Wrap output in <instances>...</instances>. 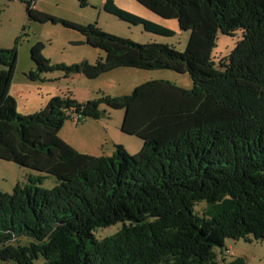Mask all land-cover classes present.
I'll list each match as a JSON object with an SVG mask.
<instances>
[{"label":"trees","instance_id":"obj_1","mask_svg":"<svg viewBox=\"0 0 264 264\" xmlns=\"http://www.w3.org/2000/svg\"><path fill=\"white\" fill-rule=\"evenodd\" d=\"M26 5L28 20L62 24L81 33L105 58L96 64L52 65L39 43L31 48L38 74L64 71L88 80L116 69L189 74L192 88L146 82L133 94L88 105L53 97L34 115L17 111L11 88L19 52L0 49V159L56 178L54 189L17 185L0 192V262L15 264H218L228 239L264 242V0H135L191 32L185 52L165 44H135L97 25H78ZM82 7L86 0H78ZM106 13L146 32H173L120 10ZM232 54L216 62L218 35L234 37ZM124 111L121 132L143 141L130 155L79 152L60 132L68 118L99 120L100 106ZM205 202L210 219L194 213ZM121 226L102 240L96 233ZM27 240L23 245L21 241ZM230 264H243L236 260Z\"/></svg>","mask_w":264,"mask_h":264},{"label":"rangeland","instance_id":"obj_2","mask_svg":"<svg viewBox=\"0 0 264 264\" xmlns=\"http://www.w3.org/2000/svg\"><path fill=\"white\" fill-rule=\"evenodd\" d=\"M87 6L82 7L78 0H36L34 8L45 14L54 16L58 20H66L78 25H97L105 33L129 40L135 44H165L174 46L181 53L186 51L191 32L180 30L177 20L165 19L153 14L150 10L135 2V0H113L122 11L150 21V23L164 27L173 32V36L165 37L150 34L142 26H135L120 18L105 12L104 4L108 0H86ZM242 38L240 32L234 37L219 34L213 58L216 62L225 61ZM81 33L66 28L62 24L38 23L28 20L26 5L21 2L0 0V49H13L18 46L19 62L13 80L11 97L17 103V111L25 116L34 115L44 109L53 98L69 97L78 104L88 105L101 97H123L133 94L134 90L146 83L163 80L191 89L193 80L189 74H179L173 71H144L122 68L113 70L96 80H88L85 76L75 75L67 77L64 71L54 70L47 74H38L34 80L30 79L37 69L31 59V48L42 43L43 56L52 65L74 66L88 61L96 64L105 58L100 49H94L84 43ZM4 67L0 66V72ZM124 111H117L104 105L100 106V119H86L83 117L76 124L73 118H68L60 137L74 149L91 152L96 149L101 157H111L112 142L123 143L130 155L137 154L142 148L143 141L121 132ZM68 141V142H67ZM99 151V152H98ZM85 153V152H83ZM96 156V157H100ZM31 179H40L38 187L45 190L54 189L60 182L53 176L38 173L32 169L10 163L0 159V192L10 195L17 185L22 187L31 185ZM215 211L214 206L200 202L194 206V213L205 219H210ZM121 226L99 230L96 233L102 240L116 234ZM23 245L27 240L21 241ZM218 264H230L242 260L243 264H264V242L253 237L239 240L228 239L225 248L215 249ZM40 259L36 264H42ZM0 264H15L0 262Z\"/></svg>","mask_w":264,"mask_h":264},{"label":"crops","instance_id":"obj_3","mask_svg":"<svg viewBox=\"0 0 264 264\" xmlns=\"http://www.w3.org/2000/svg\"><path fill=\"white\" fill-rule=\"evenodd\" d=\"M80 76H82V75H80ZM186 89V88H185ZM11 90H12V88H11ZM10 95H11V93H10ZM68 142V141H67ZM116 145H121V146H123L124 148H127L126 147V145L124 144V142L123 143H116V142H112V149L110 150V153H114V151H115V148H114V146H116ZM72 147V146H71ZM140 150H141V148H140ZM139 150V151H140ZM78 151V150H77ZM82 151V153L83 152H85V154L86 155H91V156H100L99 154H97V150L96 149H94V150H92L91 152H87V151H85V150H81ZM99 152V151H98ZM136 153H138V152H136ZM101 157V156H100Z\"/></svg>","mask_w":264,"mask_h":264},{"label":"built area","instance_id":"obj_4","mask_svg":"<svg viewBox=\"0 0 264 264\" xmlns=\"http://www.w3.org/2000/svg\"><path fill=\"white\" fill-rule=\"evenodd\" d=\"M74 119V122L76 123V124H78L80 121H81V118L80 117H75V118H73Z\"/></svg>","mask_w":264,"mask_h":264}]
</instances>
